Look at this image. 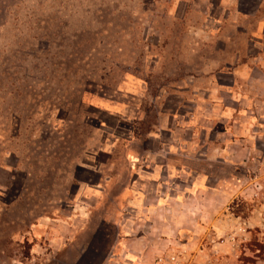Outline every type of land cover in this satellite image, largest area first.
Listing matches in <instances>:
<instances>
[{"label":"rangeland","instance_id":"374dc122","mask_svg":"<svg viewBox=\"0 0 264 264\" xmlns=\"http://www.w3.org/2000/svg\"><path fill=\"white\" fill-rule=\"evenodd\" d=\"M168 155L217 192L188 225L154 210L151 178L141 207L124 197ZM263 247L264 0H0V264H264Z\"/></svg>","mask_w":264,"mask_h":264},{"label":"crops","instance_id":"0c3cea01","mask_svg":"<svg viewBox=\"0 0 264 264\" xmlns=\"http://www.w3.org/2000/svg\"><path fill=\"white\" fill-rule=\"evenodd\" d=\"M147 160L148 159L140 162V165H143V168H141V170L137 171L136 173L138 181L133 186L128 185L126 189H124L125 187H123V191L125 192L124 197H129V204H133L138 208L141 207L143 204L142 194H144V192L141 191L142 185L140 184V182L145 181V178L150 182L151 178L155 185L157 184V187L158 185L163 186V190H160L161 192L157 194V199H161V202L160 204H157L158 206L156 205L157 207L154 205V210H159L162 212H166L167 210H169V225H188L186 214H188V212L190 211L189 208L192 204L191 201L193 198L196 199V204H202L206 199L212 197L214 198L216 196V191L204 190L202 185L197 189V192L195 193L187 188V178H189V174L190 176L193 175V171L189 166L186 165V162L175 163L171 158H169V155L168 157L162 156L158 161H152L150 159L148 161ZM203 176L204 174H200L198 176L201 183L204 182ZM171 177H175V180H173ZM162 179L164 182L160 183ZM157 189L159 190V188ZM131 244V240L126 242L127 247ZM128 253L127 251H125L124 253V256L127 255L130 258L128 259V263L138 261L142 263L144 259L143 254H136L133 250H131V248H129Z\"/></svg>","mask_w":264,"mask_h":264},{"label":"built area","instance_id":"2783aa9c","mask_svg":"<svg viewBox=\"0 0 264 264\" xmlns=\"http://www.w3.org/2000/svg\"><path fill=\"white\" fill-rule=\"evenodd\" d=\"M178 260H181V259H180V258H177V255H176V254H174V255H170V256H169V262H170V263H173V264H174V263H176ZM158 263H159V264H162V263L164 264V263H167V262H166V260L164 259V257L161 256V257H159V259H158ZM181 264H182V263H181Z\"/></svg>","mask_w":264,"mask_h":264},{"label":"trees","instance_id":"16d2710c","mask_svg":"<svg viewBox=\"0 0 264 264\" xmlns=\"http://www.w3.org/2000/svg\"><path fill=\"white\" fill-rule=\"evenodd\" d=\"M263 249H264V247H263ZM255 260H256V259H253V258H252L250 264H253V263L255 262Z\"/></svg>","mask_w":264,"mask_h":264},{"label":"water","instance_id":"95a60500","mask_svg":"<svg viewBox=\"0 0 264 264\" xmlns=\"http://www.w3.org/2000/svg\"><path fill=\"white\" fill-rule=\"evenodd\" d=\"M105 257V256H104ZM104 257L102 259H104Z\"/></svg>","mask_w":264,"mask_h":264}]
</instances>
